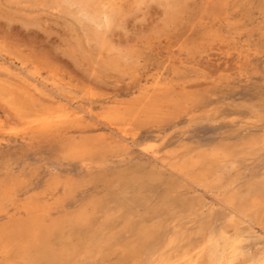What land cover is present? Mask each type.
<instances>
[{"label":"rangeland","instance_id":"rangeland-1","mask_svg":"<svg viewBox=\"0 0 264 264\" xmlns=\"http://www.w3.org/2000/svg\"><path fill=\"white\" fill-rule=\"evenodd\" d=\"M96 1L0 0V264H264V0Z\"/></svg>","mask_w":264,"mask_h":264},{"label":"bare ground","instance_id":"bare-ground-1","mask_svg":"<svg viewBox=\"0 0 264 264\" xmlns=\"http://www.w3.org/2000/svg\"><path fill=\"white\" fill-rule=\"evenodd\" d=\"M69 2L81 5V9L86 11V13L92 18V20L96 21L99 23V25H102L106 28L110 27L112 23L115 21V15H119L116 13L115 9L110 7L107 3H98L96 0H67ZM84 11V12H85ZM122 15V14H121ZM92 32V30H91ZM90 32V33H91ZM101 32V31H100ZM93 33H98L97 31ZM100 34V33H98ZM97 36V34L95 35ZM94 37V36H93ZM3 58V57H2ZM8 60V59H7ZM10 62V61H9ZM1 66V65H0ZM3 66V65H2ZM20 66V65H19ZM17 68V67H16ZM19 69V68H18ZM9 70V69H8ZM5 77V76H4ZM17 80V79H16ZM36 80V79H35ZM19 81V80H18ZM38 82V81H37ZM33 86V84H30V86ZM43 85V84H42ZM45 85V84H44ZM27 86V85H26ZM35 86V85H34ZM119 108V107H118ZM85 111L78 108V107H72L71 105H59L57 107L56 111L54 112V116L52 119H48V121H45L43 123V127H49L52 125V123H61L64 121L68 120H73V119H81L84 118ZM30 120V119H29ZM143 150V149H142ZM218 154V153H217ZM213 154H210V156ZM216 155V153L214 154ZM151 157V156H150ZM193 159V158H192ZM195 161V160H193ZM198 161V160H197ZM190 162V161H189ZM196 163V162H195ZM223 163V162H222ZM204 164V163H203ZM233 165V164H232ZM197 166V165H196ZM198 166H200L198 164ZM219 171V170H218ZM223 175V174H222ZM217 183V182H216ZM91 213V212H89ZM97 214V213H96ZM95 214V215H96ZM43 227V226H42ZM227 236V235H226ZM222 244V243H221ZM237 244V243H235ZM239 245V244H238ZM229 246V245H228ZM229 251V250H228ZM221 253V252H220ZM240 253V252H239ZM53 254V253H52ZM55 256V254H53ZM228 255V254H227ZM53 256V257H54ZM216 257V256H215ZM263 260V259H262ZM254 262V261H253ZM264 263V262H263ZM252 264V263H251Z\"/></svg>","mask_w":264,"mask_h":264}]
</instances>
